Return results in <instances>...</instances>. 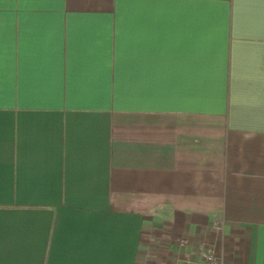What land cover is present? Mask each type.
<instances>
[{"label":"crops","instance_id":"0c3cea01","mask_svg":"<svg viewBox=\"0 0 264 264\" xmlns=\"http://www.w3.org/2000/svg\"><path fill=\"white\" fill-rule=\"evenodd\" d=\"M154 246L264 264V0H0V264Z\"/></svg>","mask_w":264,"mask_h":264},{"label":"built area","instance_id":"2783aa9c","mask_svg":"<svg viewBox=\"0 0 264 264\" xmlns=\"http://www.w3.org/2000/svg\"><path fill=\"white\" fill-rule=\"evenodd\" d=\"M187 243L185 238L178 240L179 247H184ZM175 264H223L222 258L210 248H200L194 252L192 258L185 257Z\"/></svg>","mask_w":264,"mask_h":264},{"label":"rangeland","instance_id":"374dc122","mask_svg":"<svg viewBox=\"0 0 264 264\" xmlns=\"http://www.w3.org/2000/svg\"><path fill=\"white\" fill-rule=\"evenodd\" d=\"M155 237L157 239H161V234H157V235H155ZM153 241H154V238H153ZM149 253H150V255H147L146 257L153 259V261L155 262L154 264H163L164 263L165 253L163 254V252L161 251L160 248L154 246V248L151 251H149Z\"/></svg>","mask_w":264,"mask_h":264}]
</instances>
